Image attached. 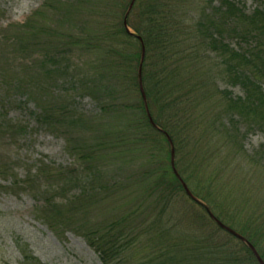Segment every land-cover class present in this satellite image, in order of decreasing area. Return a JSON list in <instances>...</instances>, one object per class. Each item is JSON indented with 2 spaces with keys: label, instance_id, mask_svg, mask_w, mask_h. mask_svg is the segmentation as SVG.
<instances>
[{
  "label": "trees",
  "instance_id": "16d2710c",
  "mask_svg": "<svg viewBox=\"0 0 264 264\" xmlns=\"http://www.w3.org/2000/svg\"><path fill=\"white\" fill-rule=\"evenodd\" d=\"M217 1L218 7H212ZM247 1L260 0H208L201 5L196 0H136L129 14L132 0L47 1L44 8L57 15L68 8L79 12L81 19L90 11L84 30H63L52 50L45 47L53 54L45 58L42 75L69 89L59 108L51 100L56 89L46 84L41 90L48 100L38 99L34 114L39 124L62 130L84 175L38 172L50 176L53 183L61 181L57 188L65 192L70 183L86 185L88 181L93 186L104 182L105 168L112 164L122 169L141 162L137 180L145 183L147 217L125 216L109 230L82 228L103 264H259L249 247L222 230L206 209L244 237L264 262L263 201L254 189H245V180L233 187L227 183L230 190L219 185L222 197L217 191L224 168L230 167V156L241 158L243 152L237 124L220 126L222 117L242 120L264 132V9L256 7L248 14ZM197 9V18L190 19L189 13ZM60 23L67 25V21ZM34 27L30 20L12 38L16 47L18 41L24 42L20 48L24 52L35 47L25 39L23 29H34L32 39L36 31L45 29ZM63 38L67 43L61 45ZM143 46L146 105L138 78ZM74 48L94 54L87 68L72 63L69 53ZM218 80L227 87L239 86L245 97L220 91ZM79 94L95 100L99 117L76 111L71 101ZM216 137L223 142L212 144ZM168 139L174 147L178 175L202 205L186 195L174 174ZM225 148L232 152L224 156ZM93 191L86 187L80 197ZM182 196L197 213L184 228H178L171 215ZM50 206L52 230L80 224L71 221L72 214L79 215L78 207ZM136 246L145 252L141 260L136 258L139 251L136 256L132 253ZM23 261L41 264L28 253Z\"/></svg>",
  "mask_w": 264,
  "mask_h": 264
},
{
  "label": "rangeland",
  "instance_id": "374dc122",
  "mask_svg": "<svg viewBox=\"0 0 264 264\" xmlns=\"http://www.w3.org/2000/svg\"><path fill=\"white\" fill-rule=\"evenodd\" d=\"M47 1L0 0V264H22L24 253L31 254L41 264H103L86 241L82 228L91 226L102 231L109 230L114 222L125 216L147 217L149 212H146L148 203L145 183H138L137 180L141 162L137 160L122 169H119V164H112L105 168L104 182L93 186L87 185L91 184L88 181L87 186L70 183L65 192H60L57 188L61 181L53 183L50 176L40 175L38 172L60 170L71 175H84L82 164L72 154V146H69L71 143L64 137L62 130L39 124L34 114L38 99L48 100L44 90H41L46 84L56 89L55 96L51 98L53 105L59 108L63 106L59 101L67 97L69 86L60 81L54 83L42 75L45 58L48 54H53L50 50L57 44V36L63 30L80 32L85 29L83 22L87 21L90 11L88 16L85 12L81 19L79 12L68 8L59 10L57 15L53 9L44 8L49 4ZM196 1L201 5L208 0ZM218 5L217 1L212 7ZM256 7L264 9V0L246 2L248 14ZM189 14L190 19L197 18L199 9L192 10ZM30 20L32 25L35 24L34 28L38 26L39 29H45L36 31V38L33 39L30 31L34 29H23L25 39L35 47L32 52H24L20 49L24 42L18 41L16 47L12 38ZM61 20L67 21V25H62ZM129 32H133L132 29L129 28ZM63 39L61 45L67 43V39ZM69 55L72 63L87 68L86 64L93 61L94 54L74 48ZM217 86L220 91L229 90L234 98L245 97L239 86L227 87L222 80L217 81ZM71 102L78 113L90 118L99 117L98 105L90 96L79 94ZM232 121L237 124L238 140L243 152L241 158L230 156L227 162L230 167L224 168L217 191L222 197L224 195L219 185L230 190L233 184L245 180V189H254L264 205V132L242 120H231L227 115L222 117L219 124L227 126ZM109 122L117 124L110 119ZM219 140L221 137L212 139V144L219 143ZM224 151V156L232 152L229 148ZM210 166L212 168L213 163L208 169ZM238 166L240 169H237ZM227 183L232 186L229 188ZM86 187L90 191L93 188L95 190L82 199L80 196L84 195L82 193ZM52 198L53 201H50ZM221 200L224 201L222 198ZM189 203L182 196L171 215L174 218L173 224L178 228H184L197 213V209ZM50 205L65 206L67 209L78 207L79 215L72 214L75 217L71 221L80 224L52 230L48 223V219H51ZM139 247L136 246L135 253L134 250L132 253L136 256L139 251L136 258L141 260L145 252Z\"/></svg>",
  "mask_w": 264,
  "mask_h": 264
},
{
  "label": "water",
  "instance_id": "95a60500",
  "mask_svg": "<svg viewBox=\"0 0 264 264\" xmlns=\"http://www.w3.org/2000/svg\"><path fill=\"white\" fill-rule=\"evenodd\" d=\"M136 0H132L131 2V5L129 7V10H128V14L129 12L131 11L134 3H135ZM125 25H126V21H125ZM144 58H145V48L144 46L142 47V58H141V65H140V69H139V86H140V90H141V94H142V97H143V100L145 102V105H146V97H145V93H144V90H143V86H142V77H141V71H142V64H143V61H144ZM147 107V106H146ZM151 124L154 128H156L154 122L151 120ZM169 141V144H170V148H171V166H172V169H173V172L174 174L176 175V177L178 179H180L181 181V184L185 190V193L186 195L192 199L193 201H195L196 203L198 204H201L202 203L197 200L193 195L192 193L190 192V190L188 189V187L186 186V184L181 180L180 176L178 175L177 171H176V168H175V152H174V147H173V144L171 142L170 139H168ZM209 217L222 229L224 230L225 232H227L228 234L232 235L233 237H235L236 239L242 241L243 243H245L249 249L252 251L253 255L256 257L257 261L259 262V264H264V262L262 261V259L260 258L259 254L257 253L256 249L250 244L248 243V241L242 237L241 235H239L237 232H235L234 230H232L231 228L227 227L226 225H224L223 223H221L218 219H216L214 217V215L208 210L206 209Z\"/></svg>",
  "mask_w": 264,
  "mask_h": 264
}]
</instances>
